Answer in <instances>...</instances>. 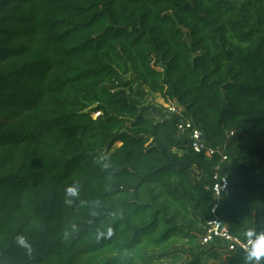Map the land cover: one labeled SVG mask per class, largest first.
<instances>
[{
    "label": "trees",
    "instance_id": "1",
    "mask_svg": "<svg viewBox=\"0 0 264 264\" xmlns=\"http://www.w3.org/2000/svg\"><path fill=\"white\" fill-rule=\"evenodd\" d=\"M215 173L264 232V0H0V264H245Z\"/></svg>",
    "mask_w": 264,
    "mask_h": 264
},
{
    "label": "built area",
    "instance_id": "2",
    "mask_svg": "<svg viewBox=\"0 0 264 264\" xmlns=\"http://www.w3.org/2000/svg\"><path fill=\"white\" fill-rule=\"evenodd\" d=\"M165 112L169 115H175L180 112V108L177 107L175 102H167L164 106ZM100 113H95L94 118H97ZM176 129L178 135H187L190 140V145L192 150L195 153H204L206 157H211L214 155H219L222 157V160H226V156L222 154L221 150L210 149L205 146V143L202 138V133L197 128H194L192 124L188 121H180L176 124ZM233 135L232 132L228 134V137ZM229 181L226 176L219 175L215 173L213 176V183L209 190L212 192V195L215 198L216 203L211 209V214L214 216L213 219L206 223L204 229V235L201 237V245H208L215 240H221L224 244V250L227 253H234L237 251L246 253V248L249 246L250 241H241L238 238L232 236L225 224L216 217V212L218 210V203L222 195H225L228 192Z\"/></svg>",
    "mask_w": 264,
    "mask_h": 264
},
{
    "label": "clouds",
    "instance_id": "3",
    "mask_svg": "<svg viewBox=\"0 0 264 264\" xmlns=\"http://www.w3.org/2000/svg\"><path fill=\"white\" fill-rule=\"evenodd\" d=\"M66 194L71 197L78 195L76 188L69 187L66 189ZM111 233L109 232V235ZM251 239L249 246L246 248L245 264H261L264 261V232L256 233L253 229H248L246 232ZM18 242L27 247L24 239L18 238Z\"/></svg>",
    "mask_w": 264,
    "mask_h": 264
},
{
    "label": "rangeland",
    "instance_id": "4",
    "mask_svg": "<svg viewBox=\"0 0 264 264\" xmlns=\"http://www.w3.org/2000/svg\"><path fill=\"white\" fill-rule=\"evenodd\" d=\"M145 99L147 105L152 106L162 112L165 111L164 106L167 104V102H164L159 95L147 93Z\"/></svg>",
    "mask_w": 264,
    "mask_h": 264
}]
</instances>
